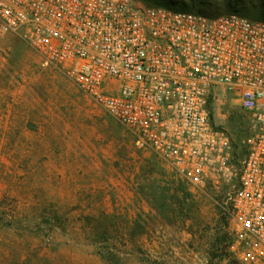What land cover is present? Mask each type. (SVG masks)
<instances>
[{
	"label": "rangeland",
	"instance_id": "rangeland-1",
	"mask_svg": "<svg viewBox=\"0 0 264 264\" xmlns=\"http://www.w3.org/2000/svg\"><path fill=\"white\" fill-rule=\"evenodd\" d=\"M213 112L232 179L194 188L0 24V264H238L230 197L248 117L231 101Z\"/></svg>",
	"mask_w": 264,
	"mask_h": 264
},
{
	"label": "built area",
	"instance_id": "built-area-1",
	"mask_svg": "<svg viewBox=\"0 0 264 264\" xmlns=\"http://www.w3.org/2000/svg\"><path fill=\"white\" fill-rule=\"evenodd\" d=\"M0 24L194 188L232 179V137L211 112L236 105L248 135L230 249L238 264H264V20L139 0H0Z\"/></svg>",
	"mask_w": 264,
	"mask_h": 264
},
{
	"label": "trees",
	"instance_id": "trees-1",
	"mask_svg": "<svg viewBox=\"0 0 264 264\" xmlns=\"http://www.w3.org/2000/svg\"><path fill=\"white\" fill-rule=\"evenodd\" d=\"M147 6H165L175 11L196 12L208 16V9L221 5L226 13H238L252 20H264V0H139ZM211 118L214 123L213 110ZM247 154V146H245ZM245 154V156H246Z\"/></svg>",
	"mask_w": 264,
	"mask_h": 264
}]
</instances>
